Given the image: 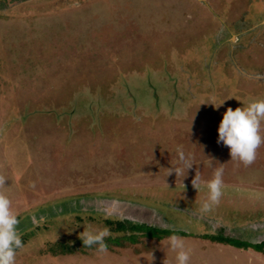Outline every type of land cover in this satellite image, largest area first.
I'll list each match as a JSON object with an SVG mask.
<instances>
[{
  "label": "rangeland",
  "instance_id": "1",
  "mask_svg": "<svg viewBox=\"0 0 264 264\" xmlns=\"http://www.w3.org/2000/svg\"><path fill=\"white\" fill-rule=\"evenodd\" d=\"M254 100L264 0H0V192L25 243L16 264H176L169 237L118 245L106 220L174 229L189 264H264L209 240L264 241V143L247 166L217 143L223 113ZM178 148L195 162L180 179L168 175ZM218 167L222 195L202 211ZM85 230L106 232L105 253Z\"/></svg>",
  "mask_w": 264,
  "mask_h": 264
},
{
  "label": "clouds",
  "instance_id": "2",
  "mask_svg": "<svg viewBox=\"0 0 264 264\" xmlns=\"http://www.w3.org/2000/svg\"><path fill=\"white\" fill-rule=\"evenodd\" d=\"M210 103L216 107L223 104L217 106L214 102ZM262 121H264V100H254L235 110L229 107L223 113L218 125L217 143H222L229 149L231 160L238 161L245 166L250 165L256 159V150L264 143V136L260 134ZM176 156L177 164L168 169V175L175 171L180 179L182 172L185 170L187 172L195 162L190 153L179 148ZM223 172V167L215 168L212 178L205 182L208 196L201 205L202 211H209L219 203L222 195ZM199 182L200 177L196 174L192 183L196 187ZM18 224L19 218L12 208L11 199L4 192H0V264H16L18 252L25 247L17 230ZM83 233L82 241L85 247L95 246L98 253L107 251L104 242L105 231L85 230ZM167 247L175 253L176 264H189L192 250L185 246L183 239L171 236L168 238Z\"/></svg>",
  "mask_w": 264,
  "mask_h": 264
},
{
  "label": "trees",
  "instance_id": "3",
  "mask_svg": "<svg viewBox=\"0 0 264 264\" xmlns=\"http://www.w3.org/2000/svg\"><path fill=\"white\" fill-rule=\"evenodd\" d=\"M107 224L110 226H114L115 228L114 230L118 233L122 232L124 233L123 236H121L120 238H115V242L118 245H121V241H129L132 243H137L138 241H140L139 237H145L148 239H158V240H163L165 238L171 237V236H177V235H181L179 232L175 231L174 229H161V228H157V227H152L149 226L147 224H137V223H132L130 221H123V222H114L111 220H106ZM127 233H129V235H127ZM204 238H207L206 236H204ZM213 242H217L218 243H222V244H227L230 246H234L240 249H249V248H253L255 249L257 252L264 254V241L260 242V243H253V244H248V243H244L241 241H237L234 238L231 237H223L221 235H217L212 237L211 239ZM23 241V239H22ZM114 241V239H113ZM24 243V241H23ZM25 245V243H24ZM107 246V244H106Z\"/></svg>",
  "mask_w": 264,
  "mask_h": 264
},
{
  "label": "flooded vegetation",
  "instance_id": "4",
  "mask_svg": "<svg viewBox=\"0 0 264 264\" xmlns=\"http://www.w3.org/2000/svg\"><path fill=\"white\" fill-rule=\"evenodd\" d=\"M165 218H166V217H165ZM165 218H164V219H165ZM166 220H167V219H166Z\"/></svg>",
  "mask_w": 264,
  "mask_h": 264
}]
</instances>
